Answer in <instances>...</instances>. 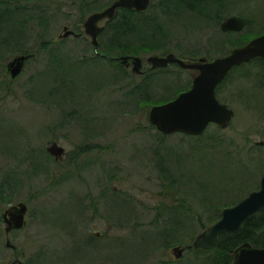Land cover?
<instances>
[{
    "label": "rangeland",
    "instance_id": "obj_1",
    "mask_svg": "<svg viewBox=\"0 0 264 264\" xmlns=\"http://www.w3.org/2000/svg\"><path fill=\"white\" fill-rule=\"evenodd\" d=\"M20 1L47 22L22 35L33 57L19 76L9 65L27 54L0 63V264H223L218 250L178 259L173 248L192 245L224 208L260 188L264 62L233 70L218 87L235 112L231 125L193 137L159 133L149 111L190 89L197 71L171 64L139 77L116 58L139 56L147 71L154 55L226 56L264 34V0H152L125 36L100 21L98 48L84 21L115 0ZM231 16L246 19L243 31H221ZM64 27L83 35L59 40ZM48 41L57 59L39 49ZM62 58L71 66L42 74ZM53 142L65 149L60 160L47 151ZM19 203L28 206L26 226L6 234L3 214Z\"/></svg>",
    "mask_w": 264,
    "mask_h": 264
},
{
    "label": "water",
    "instance_id": "obj_2",
    "mask_svg": "<svg viewBox=\"0 0 264 264\" xmlns=\"http://www.w3.org/2000/svg\"><path fill=\"white\" fill-rule=\"evenodd\" d=\"M151 0H116L112 5L100 12L91 14L84 23L85 33L91 37L92 44L98 47V37L104 27L98 23L102 20L114 18L118 9H134L138 12L147 11ZM246 20L240 16L226 18L220 25L222 32H241ZM75 34L65 27L59 39H65ZM77 36V35H76ZM33 54L21 55L9 65L13 78L19 76L25 61ZM256 58H264V34L250 40L243 46L236 47L223 57L212 61L201 58L197 63L187 62L174 54L167 56H151L149 71L167 68L170 64H177L185 70H197L189 90L180 93L175 99L160 105L152 106L149 111V121L159 133L171 135L180 133L186 136L198 137L205 133L211 124L220 129H227L234 118V110L221 103L216 97V88L225 80L227 75ZM119 61L125 67L132 65V72L139 77L149 71L142 70V58L138 56H120ZM131 60V61H130ZM262 144V143H261ZM47 151L56 159L65 154V149L57 142H53ZM264 208V174L261 178L260 189L251 192L237 205L225 208L221 219L199 234L194 240L196 249H210L219 246V235L229 231L241 230L243 223L253 214ZM28 206L25 203L11 206L3 214L6 224V234L13 230H21L26 226ZM8 248H13L11 241L6 242ZM22 264V262H21ZM232 264H264V248L244 243L235 250Z\"/></svg>",
    "mask_w": 264,
    "mask_h": 264
},
{
    "label": "trees",
    "instance_id": "obj_3",
    "mask_svg": "<svg viewBox=\"0 0 264 264\" xmlns=\"http://www.w3.org/2000/svg\"><path fill=\"white\" fill-rule=\"evenodd\" d=\"M29 8V6L22 4L20 0H0V63L7 58L8 53L14 51L17 53L29 54V51H23L24 41L22 35H24V32L29 27L35 26L36 28L37 25L41 24L43 21L47 22V19L43 20V18L41 19L39 16L38 18H34V14H29V12L31 11V9ZM83 8L84 7H82L81 10H83ZM120 12H122V17L120 18V20L122 19L123 22L125 21L124 23L116 24L117 21L115 20V18L116 16L118 17V15H116L114 19L109 21L110 23H108V27H111L115 33L114 38L115 36H125V33H127L131 28V23L126 22H129V20H131L133 16H141L139 15L141 13L130 9L119 10L117 14H119ZM203 13H205V11ZM131 29L133 31V27ZM50 42L51 41L43 42V46L40 44L39 49L41 51H44V48L48 47L47 51H51L50 53H48V56H50V58L54 56L57 59L59 53L55 51H58V49L56 46L49 47L53 44ZM243 43L245 42L243 41L241 44H239V46H243L246 44ZM121 51L122 53H128L125 47H122ZM59 61L60 65L56 64V62H54L52 65H49L47 63V69L42 72V74H57L59 69L61 71L65 66H71L70 64L67 65L65 63L67 61H65L63 58L61 60L59 59ZM65 81L66 80H64V82ZM54 93H56V91L53 88L52 94ZM143 93L147 94L146 92ZM143 93L142 95H145ZM242 242H249L254 247L264 248V208L259 213H256L255 215L249 217L243 223L242 229L237 233L223 235L220 240L221 244L218 248L214 249V251H219L221 257L220 260L222 261L224 255L230 253L236 246H238Z\"/></svg>",
    "mask_w": 264,
    "mask_h": 264
},
{
    "label": "flooded vegetation",
    "instance_id": "obj_4",
    "mask_svg": "<svg viewBox=\"0 0 264 264\" xmlns=\"http://www.w3.org/2000/svg\"><path fill=\"white\" fill-rule=\"evenodd\" d=\"M80 37V36H79ZM78 38V37H77ZM253 61H262V62H264V58H257V59H254V60H252L251 62H253ZM250 62V63H251ZM142 66H143V61H142ZM145 71V70H144ZM198 73V72H197ZM216 94H217V90H216ZM262 210V209H261ZM260 210V211H261ZM259 211V212H260ZM259 212H257V213H259ZM221 218V217H220ZM219 218V219H220ZM218 219V220H219ZM217 220V221H218ZM216 221V222H217ZM213 224H215V223H213ZM212 224V225H213ZM211 226V225H210ZM209 226V227H210ZM208 228V227H207ZM207 228H204L202 231H201V233L203 232V231H205ZM238 231H229V232H224V233H222V234H220L219 235V245L221 244L220 243V240H221V237L223 236V235H230V234H233V233H237ZM198 236V235H197ZM195 240V239H194ZM193 243H194V241H193ZM193 243H192V245H188V246H186V247H183V246H177V247H174L173 249H174V252H175V255H176V257L178 258V259H181V258H183V255H184V253L186 252V251H191L192 249L193 250H195V251H201V252H204V253H211V252H214L215 253V251H214V249H216V248H210V249H196V248H194L193 247ZM244 243H246V242H242V243H240L238 246H236L230 253H227V255H224L223 257L224 258H222V261H223V264H232L233 262H234V253H235V250L238 248V247H240L241 245H243ZM247 243H249V242H247ZM219 247V246H218ZM217 247V248H218ZM176 248V249H175ZM178 248V249H177ZM192 250V251H193ZM219 256H220V253H219ZM219 260H220V258H219Z\"/></svg>",
    "mask_w": 264,
    "mask_h": 264
}]
</instances>
